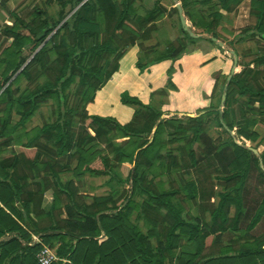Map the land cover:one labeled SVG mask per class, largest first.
<instances>
[{"label": "trees", "instance_id": "obj_1", "mask_svg": "<svg viewBox=\"0 0 264 264\" xmlns=\"http://www.w3.org/2000/svg\"><path fill=\"white\" fill-rule=\"evenodd\" d=\"M9 1L0 0V264H39L36 253L42 243L52 247V239L61 241L56 253L65 264H264V226L258 229L264 196L249 223L241 225L252 164L264 179V152L253 151L259 134L252 129H264V0H178L199 31L189 34L174 6L169 13L183 32L175 40L156 20L166 11L163 0H39L20 11L10 9ZM244 1H249L248 24L239 41L225 43L219 31L231 33L225 27L229 16ZM54 3L57 20L45 8ZM154 38L158 41L148 45ZM197 39L222 42L238 59L225 78L219 107L163 119V113L122 93V103L146 108L142 119L120 123L88 114L86 105L128 48L138 46L150 63L175 61L191 52ZM244 39L254 46L239 52ZM245 56L252 59L245 62ZM148 64L136 66L143 70ZM21 80L23 89L15 86ZM167 87L177 90L170 79ZM50 101L53 120L27 130L40 105ZM13 112L20 116L15 123ZM212 128L232 134L233 158L208 218L201 204L192 210L195 187L185 176L196 166L199 134ZM98 130L109 134L106 141ZM15 146L20 150L2 154ZM63 173L71 177L64 181ZM100 175L127 188L117 195H87L83 179ZM156 176L167 179L155 181ZM183 188L187 197L180 196ZM48 191L52 198L45 209ZM136 194L145 195L141 203Z\"/></svg>", "mask_w": 264, "mask_h": 264}, {"label": "rangeland", "instance_id": "obj_2", "mask_svg": "<svg viewBox=\"0 0 264 264\" xmlns=\"http://www.w3.org/2000/svg\"><path fill=\"white\" fill-rule=\"evenodd\" d=\"M215 1L217 0H212L211 2L214 3ZM38 2L39 0H26V1L10 0L8 2V6L10 9H13L14 11H20L22 8L27 6L29 8H32ZM42 2L43 0H41V3ZM161 3L166 11L162 15L157 17L156 20L158 24L160 25V27H162V29L165 30V32L167 33L166 37L168 39L175 40L176 38H181L183 36V32L180 29L179 23L177 21V16H173L169 13L170 8L176 5L178 6L180 4L178 3L174 4L172 0H164ZM39 7H42V5H40ZM166 7H170V8L167 9ZM45 8L48 11V13L52 15L54 20L58 19V6L56 3L48 5ZM229 17L232 19V22L230 24H227V26L225 27L229 31H231V33L227 31H219L221 35V40H223L225 43L226 41L229 40L239 41L240 39L238 38V36L240 33V29L248 24L247 9H245L244 7L238 9L236 13L231 14ZM1 18L8 24L12 23L11 19L9 18L5 19L3 15L1 16ZM188 24L190 25L192 31L198 33L199 29L192 28L190 22H188ZM154 35L156 36L157 33H155ZM200 40H204V39H197L194 47L196 46L197 41ZM157 41L158 38H154L153 40L148 41L147 43L148 45L153 46ZM208 42L213 43L210 41ZM201 43L205 44L204 42L200 41L198 46H200ZM215 44L218 45V48L221 51L223 50L218 43ZM253 46L254 45L251 43L249 39L248 40L244 39L239 44H237V49L239 52H243L248 47H253ZM163 47L164 46H161L160 49ZM251 59H252L251 56L244 57L245 62H249ZM227 75H229V73ZM224 84H225V78L223 79L217 78V83L215 86L216 87L215 94L212 97H210V101L211 103H213L214 107L220 106L219 97L224 87ZM25 85L26 83L21 80L15 86H20V88L23 89ZM53 105L54 104L52 103V101H50L49 103L41 104L39 108V112L25 124L27 130L35 126H41L43 124V121L47 119L48 121L53 120L54 115L51 114L50 112V110L54 107ZM19 117L20 116L18 113L13 112L12 123L17 122L19 120ZM142 117H137L135 121L142 119ZM168 117H174V113L168 116L164 115L163 119ZM252 129H255L259 134V137L257 141L253 143V146H255V148L258 150V153L264 152V129L258 125H254ZM96 133H97L96 135H99V137L102 136V139H105V141L109 135L105 130H98L96 131ZM231 138H232V134L229 132H225L222 128H212L207 132L199 134L197 163L196 166L191 170V173L185 176L186 182L192 183L195 187L194 195L192 198V202L193 204H195V206L192 208V210L197 212V204H201L207 211L206 214L208 218L210 212L213 210V208L216 206L219 200V193L223 191L220 182L223 181L224 176H226L229 173L228 164L233 158V147L231 145V141H232ZM102 139L100 140L104 142ZM169 147L171 148L174 146H169ZM19 150L20 148L18 146H15L13 148L7 149L2 154H4L5 156H9L11 155L12 151H19ZM115 171L119 177H124L122 170L117 168ZM60 176L65 181L69 177H71V174L63 173ZM151 176L153 177V174H151ZM159 179L166 180L167 178L163 176L155 177V181H158ZM80 186L81 189L85 190V193H87V195L90 196L93 195L100 196L107 194L117 195L118 192H120L122 189L127 188V186H124L123 184L119 183L117 180L111 181L110 177L106 175H100L94 177L86 176L83 179V183H81ZM82 186L85 188L83 189ZM90 186H92L91 189ZM167 186L168 185L166 184L165 187L167 188ZM180 196L187 197V191L184 188L182 189ZM263 196H264V179H262L259 176L256 166L252 164L243 187V205L245 207V215L242 219V223H241L242 227L246 226L249 223L251 217L254 215L258 205L260 204ZM144 198L145 195L142 194H136L134 196V200L138 203H141V201H143ZM189 201H191V199H189ZM184 204L189 205L190 203L184 202ZM137 213L138 210L134 209V211L130 215V218L134 220L136 218ZM263 226L264 223L258 229L263 228ZM56 248L57 246L55 245V247H53V250L55 252H56ZM58 260H60L59 257Z\"/></svg>", "mask_w": 264, "mask_h": 264}, {"label": "crops", "instance_id": "obj_3", "mask_svg": "<svg viewBox=\"0 0 264 264\" xmlns=\"http://www.w3.org/2000/svg\"><path fill=\"white\" fill-rule=\"evenodd\" d=\"M243 7L247 9L248 16L249 1H244L238 9ZM200 41L205 44L201 43L198 46ZM200 41H197L191 52L184 53L181 58L175 61L166 59L157 63H150L151 58H146L138 46L128 48L119 60L117 71L96 90L93 101L86 105L88 114L109 116L120 123L132 122L137 117L146 115L145 107L122 103L120 100L122 93L138 98L144 106L155 108L163 113V116L177 112L194 113L212 108L210 97L217 78H227L233 66V57L222 47L221 51L215 43ZM138 63L149 64L140 70L136 66ZM170 69L172 70L169 74ZM168 79L177 90L167 87ZM163 90L167 91L166 95L160 93ZM51 196L50 191L45 194V209L49 207ZM27 225L28 229H32L30 223ZM102 240L99 239V242ZM52 242L53 247L56 245L58 249L61 241L52 239ZM59 259L62 261L61 264L67 262L65 258Z\"/></svg>", "mask_w": 264, "mask_h": 264}, {"label": "built area", "instance_id": "obj_4", "mask_svg": "<svg viewBox=\"0 0 264 264\" xmlns=\"http://www.w3.org/2000/svg\"><path fill=\"white\" fill-rule=\"evenodd\" d=\"M176 3L180 4V1L176 0L174 4ZM32 239L41 243V240L36 234H32ZM36 258L39 264H51L52 262L58 260V255L53 250V247L42 243L40 250L36 253Z\"/></svg>", "mask_w": 264, "mask_h": 264}, {"label": "water", "instance_id": "obj_5", "mask_svg": "<svg viewBox=\"0 0 264 264\" xmlns=\"http://www.w3.org/2000/svg\"><path fill=\"white\" fill-rule=\"evenodd\" d=\"M175 1H176V0H175ZM177 7H178V10H179V17H180L181 25H182L183 28H184L186 31H188L191 35L196 36L195 34H193V31H192L190 25L188 24L186 18H185L184 15L182 14V10H181L180 5H178ZM218 44H219L220 47H222V48L224 47V44H223L222 42H218ZM231 55H233V66H232V68H231V71H230L229 75L227 76V80H229L230 77L232 76V74L234 73L235 68H236V65H237V61H238L237 56L234 55V51L231 52ZM22 67H23V66H22ZM22 67H21V68L15 73V75H16V74L22 69ZM224 98H225V96L223 95V96H222V102H223ZM253 151H254L255 153H258V150H257V149H253Z\"/></svg>", "mask_w": 264, "mask_h": 264}]
</instances>
